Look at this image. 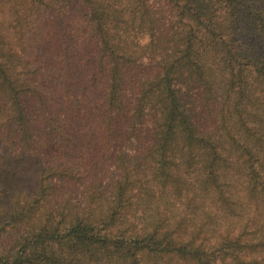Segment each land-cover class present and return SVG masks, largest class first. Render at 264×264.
Masks as SVG:
<instances>
[{
	"label": "trees",
	"instance_id": "obj_1",
	"mask_svg": "<svg viewBox=\"0 0 264 264\" xmlns=\"http://www.w3.org/2000/svg\"><path fill=\"white\" fill-rule=\"evenodd\" d=\"M0 128V264H264V0H0Z\"/></svg>",
	"mask_w": 264,
	"mask_h": 264
},
{
	"label": "rangeland",
	"instance_id": "obj_2",
	"mask_svg": "<svg viewBox=\"0 0 264 264\" xmlns=\"http://www.w3.org/2000/svg\"><path fill=\"white\" fill-rule=\"evenodd\" d=\"M115 6H118V4H121L124 8H126L129 3L132 0H110ZM81 5L74 4L73 6H69L70 9H72V13L75 15L84 13V8H80ZM128 12V10H120L119 12ZM118 12V13H119ZM115 16V13H111ZM145 25V24H144ZM143 25V31L141 33V36L143 38L142 45L147 44L146 42L148 39V30ZM147 26V25H146ZM120 27L124 29H131L133 27L126 26V24H121ZM219 68L215 65L214 74L218 80V82L222 81V74L220 72ZM204 95V93H203ZM205 98L201 97L198 104L201 107H204V109L211 108L212 106H207L205 103ZM211 103L212 100H211ZM214 110L216 109L215 106H213ZM16 140H10L9 138H6L5 136V130L0 128V155L6 154L7 157H4L3 160L6 162V165L2 164L0 162V189H3L4 197L7 196V194H13V200L18 201L19 199H23L26 195H31L33 193V189L30 186H27L26 190H23L21 186H25V179L27 178L26 173L22 170L21 167L23 165H28L29 162H26L27 160H32L31 157H26V159L23 162H20L21 157H17L11 154L10 149L18 148L19 144L16 143ZM45 147L42 150L43 155H52L50 149H52L51 142L45 143ZM231 176L234 179L232 181V186L230 187L233 192H236L239 190V188L242 186V171L240 169V166L238 164V158L235 157V154L231 156ZM22 163V164H21ZM108 188H105L107 190ZM78 192H75L72 194L74 198H78ZM235 219H238L239 216H234Z\"/></svg>",
	"mask_w": 264,
	"mask_h": 264
}]
</instances>
